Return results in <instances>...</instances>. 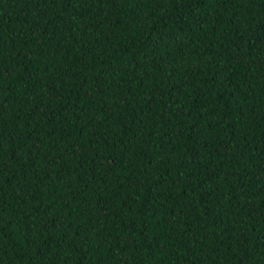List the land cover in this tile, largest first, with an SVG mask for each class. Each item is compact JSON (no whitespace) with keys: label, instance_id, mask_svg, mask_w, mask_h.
<instances>
[{"label":"trees","instance_id":"16d2710c","mask_svg":"<svg viewBox=\"0 0 264 264\" xmlns=\"http://www.w3.org/2000/svg\"><path fill=\"white\" fill-rule=\"evenodd\" d=\"M0 264H264V0H0Z\"/></svg>","mask_w":264,"mask_h":264},{"label":"snow or ice","instance_id":"6c2138e0","mask_svg":"<svg viewBox=\"0 0 264 264\" xmlns=\"http://www.w3.org/2000/svg\"><path fill=\"white\" fill-rule=\"evenodd\" d=\"M9 163H10V161H9Z\"/></svg>","mask_w":264,"mask_h":264}]
</instances>
